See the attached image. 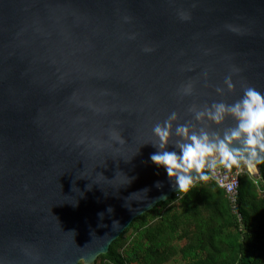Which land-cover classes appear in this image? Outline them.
Listing matches in <instances>:
<instances>
[{
    "label": "water",
    "instance_id": "95a60500",
    "mask_svg": "<svg viewBox=\"0 0 264 264\" xmlns=\"http://www.w3.org/2000/svg\"><path fill=\"white\" fill-rule=\"evenodd\" d=\"M242 85L264 92V0H0V264H94L179 192L153 126Z\"/></svg>",
    "mask_w": 264,
    "mask_h": 264
},
{
    "label": "trees",
    "instance_id": "16d2710c",
    "mask_svg": "<svg viewBox=\"0 0 264 264\" xmlns=\"http://www.w3.org/2000/svg\"><path fill=\"white\" fill-rule=\"evenodd\" d=\"M240 178V225L225 191L200 182L136 217L94 264H264V164Z\"/></svg>",
    "mask_w": 264,
    "mask_h": 264
},
{
    "label": "clouds",
    "instance_id": "9594fccd",
    "mask_svg": "<svg viewBox=\"0 0 264 264\" xmlns=\"http://www.w3.org/2000/svg\"><path fill=\"white\" fill-rule=\"evenodd\" d=\"M179 16L183 21L191 19L186 12H180ZM129 38L134 39L135 35ZM143 51L151 53L154 49L146 46ZM240 71L233 66L224 79V86L215 88L216 94L223 96L225 88L234 92L233 75ZM203 76L207 81L208 72L205 71ZM242 89L240 98L231 103L216 100L202 106L191 104L187 108L191 118L183 123L180 113L173 111L162 123L153 126V139L146 144H151L157 151L150 159L166 171L177 191L188 192L195 184L209 180L224 187L233 168L252 170L264 164V92L251 85H242ZM195 91V83L189 80L177 89V94L183 99L194 96ZM229 119L233 123L225 126ZM109 135L116 144L126 142L117 130H112ZM170 146L172 150H169ZM160 186L158 181L157 187ZM107 211L111 213L113 209L109 207ZM99 216L103 220L104 213ZM117 222L113 221V224ZM86 260L82 258L80 264H86Z\"/></svg>",
    "mask_w": 264,
    "mask_h": 264
},
{
    "label": "built area",
    "instance_id": "2783aa9c",
    "mask_svg": "<svg viewBox=\"0 0 264 264\" xmlns=\"http://www.w3.org/2000/svg\"><path fill=\"white\" fill-rule=\"evenodd\" d=\"M245 172H249L251 175H257V173L253 169L248 170L247 168H243L242 170H238L236 168H233L231 173L228 174V179L225 182V186L221 187L227 194L232 207V211L236 215L241 226H243V217L241 212L239 211L240 178ZM221 174H223V172Z\"/></svg>",
    "mask_w": 264,
    "mask_h": 264
},
{
    "label": "rangeland",
    "instance_id": "374dc122",
    "mask_svg": "<svg viewBox=\"0 0 264 264\" xmlns=\"http://www.w3.org/2000/svg\"><path fill=\"white\" fill-rule=\"evenodd\" d=\"M168 264H182V261L179 256L175 260L170 261Z\"/></svg>",
    "mask_w": 264,
    "mask_h": 264
}]
</instances>
